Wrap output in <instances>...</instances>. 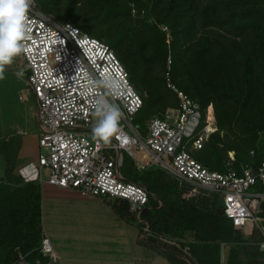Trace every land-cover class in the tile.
Here are the masks:
<instances>
[{"label": "built area", "instance_id": "2783aa9c", "mask_svg": "<svg viewBox=\"0 0 264 264\" xmlns=\"http://www.w3.org/2000/svg\"><path fill=\"white\" fill-rule=\"evenodd\" d=\"M29 18L27 51L17 59L27 73L26 92L36 103L40 152L36 164L27 165L28 172L26 168L19 171L22 180L72 189L81 196L120 200L138 216L148 206L150 194L120 174L119 154H124L141 168L166 173L178 184L183 200H214L215 210L220 207V215L234 230L256 227L262 237L258 248L264 253V144L256 165L248 164L239 171L208 170L194 154L202 150L214 129L203 119L198 104L172 83L169 70L164 75L165 87L175 95L177 104L161 116L148 118L141 130L135 119L143 100L112 49L78 27L54 20L37 3ZM102 81L112 85L115 95H106L109 89ZM88 88L94 92L88 94ZM99 96L117 104L123 113L121 139L113 138L108 146L94 139L91 131L97 120L93 105ZM4 184L8 183L0 174V185ZM142 229L167 245L175 247L180 242ZM39 253L51 264L60 262L44 235ZM18 260L29 264L22 255Z\"/></svg>", "mask_w": 264, "mask_h": 264}, {"label": "trees", "instance_id": "16d2710c", "mask_svg": "<svg viewBox=\"0 0 264 264\" xmlns=\"http://www.w3.org/2000/svg\"><path fill=\"white\" fill-rule=\"evenodd\" d=\"M53 1L54 6L59 5V0ZM77 1H66L69 4V9L67 15L64 14L63 17L60 15L61 21L78 27L88 35V27L83 24L85 21L91 27L94 23H102L100 25L103 28L104 36L99 35L100 39L94 38L104 43L103 39L107 38L114 30L123 32L129 37L132 28L136 29L140 26L139 22L144 24L147 22L144 19V13L133 15L130 7V2L134 3L133 0H127V5L100 0L104 6L97 10L95 7L88 13L84 12L82 18L74 20L69 11ZM36 3L43 13H48L45 10V0H36ZM145 5L146 7L149 5L148 14L151 15H154L158 7L162 5V9H158V15H155V23H157L155 29L157 33L163 35L162 41L165 46H169L175 52L179 51L177 57H171L167 51L165 63L169 57L170 65L173 67L174 64L177 65L182 60L180 59L181 54L183 52L186 54L185 61L191 67L194 77L193 79L189 78V84L183 89L190 95L175 84L173 69H169L168 73L172 83L197 103L202 112L210 103L220 100L222 95L220 91L223 86L228 87L227 92H231V84L236 82L239 77H243L244 82L248 83L247 78H249L251 70L250 56L261 55L264 66V0H145ZM52 10H54L53 7ZM163 23L170 30L168 44L165 33L158 29V26H163ZM122 41L124 42V40ZM122 41H120L121 43L114 41L107 45L129 74L132 85L143 100V107L135 119L136 125L142 130L144 121L147 120L144 119L145 112L148 111L150 117L161 116L167 108L176 106V98L171 92L174 102L168 101L170 95L167 97L162 93L163 87L159 86L160 80H148L149 87L134 80V76L140 69V57H144V53L141 52L142 45L133 47L134 50L131 51L128 49L129 52L123 48ZM245 55L249 56L247 60L244 58ZM139 90L142 94H146L145 98ZM246 91H249V87L246 88ZM152 98L156 99L155 107L161 111L157 115L150 114L152 107L149 102H146V99L151 102ZM242 105L245 103L243 102ZM241 110L239 107L234 111ZM263 116L264 113L259 112L250 118L260 120L258 132L264 139ZM231 119L233 117L226 112L219 123H227ZM212 136L209 137L202 150L194 154L196 160L210 171L225 172L227 169L239 171L241 167L226 168L222 164V157L226 156V151H234L235 147L222 150V153L214 147L213 156L203 154ZM216 139L219 141V138ZM263 144L259 148H255L250 141H247L245 148L240 149L244 153L241 152L242 155L238 160L245 162V166L256 165L261 157ZM251 151L254 152V156L250 155ZM4 156L6 157V153ZM234 161L233 158L232 162ZM120 169L127 181L144 186L150 194L148 206L138 216L129 212L125 202L115 200L113 207L123 219L138 221L140 227H146L154 234L176 239H181L185 232L192 231L197 240L205 243L201 251L203 255L201 264H219V246L216 241L229 240L234 231L228 220L215 213L216 203L214 200L206 198L183 200L178 184L166 173L155 168H141L125 156L120 164ZM3 179L5 180L4 176ZM18 182H20V178L17 179V184ZM40 196V186L37 182H28L19 186L9 183L0 185V264H15L19 255L25 258L29 257V259L39 258L41 262H44L39 253L41 241ZM225 223L227 231L224 229ZM146 240L149 244L163 249L164 251L160 250L161 253L173 262L177 259L174 253H179L190 264H195L192 259L174 246L149 236H146ZM246 256L248 262L245 263L232 255L229 264H264L260 261V259H264V255L257 251L247 253Z\"/></svg>", "mask_w": 264, "mask_h": 264}, {"label": "rangeland", "instance_id": "374dc122", "mask_svg": "<svg viewBox=\"0 0 264 264\" xmlns=\"http://www.w3.org/2000/svg\"><path fill=\"white\" fill-rule=\"evenodd\" d=\"M66 1L67 0H59V5H55V7L53 0H45V10L48 11L46 14H49L54 20L60 22L63 15L66 14L69 9V4H67ZM109 2L121 5L128 4L127 0H109ZM133 2L134 3L130 2L133 15H137V13H144L143 16L147 21L146 24L139 22V24L141 23L140 26L136 29L132 28L129 37L124 35L123 32L114 30L107 37L108 39L104 38L103 40L108 45L112 44L114 41L121 43L120 41L124 40V42L122 41L123 48L126 50L130 49V51L134 50L133 47L142 45L141 52L144 53V57H140V69L134 76V80L141 82L148 87V80H160L159 86L163 87L162 93L167 95V97L170 95L168 101L174 102L171 92L165 88L164 75L169 69H173L175 73V84L187 93L183 88L189 84V78L191 77V79H193L194 76L192 75L193 72L191 67L189 64L187 65L185 61L186 54L183 52L180 56V59L182 60L177 65L174 64L173 67L170 65L169 57H167V61L165 63V54L167 51L171 57H177L179 55V51L175 52L171 50L169 46H165L162 41L163 35L159 34V32L157 33L155 29L157 26V23H155V15H158V9H162V5L158 7L154 15H151L148 14L150 7L149 5L146 7L145 0H133ZM102 6H104V4L100 0H78L75 6L73 5L70 8L69 12L75 20L76 18H82L86 12L88 13L95 7L97 10ZM52 7L54 10H52ZM60 15L62 17H60ZM83 24L85 27H88V33L90 36L96 38H99V35L104 36L103 28L100 25L102 23H94L92 27L88 25L87 21ZM131 25H133L132 22ZM165 25L166 24L163 23V26H158V29L159 31H163L165 33L167 39L166 43L168 44L170 40V30L167 29ZM151 32L153 34H149ZM121 38L123 39L120 40ZM108 40L109 43H107ZM248 57V55H245L244 58L247 60ZM250 57L251 70L249 78H247L248 83L244 82L243 77H239L236 82L231 84V92H227L228 87L223 86L220 91L222 93L220 100L215 103H210L202 112L203 119L214 129V134L208 145H206L203 154L213 156L214 147L219 150L220 153H222V150L229 149V147H235L234 151H226V156L222 157V164L223 166H226V168H240L245 166V162L238 160L242 153H244L240 149L245 148L247 141H250L255 148H259L263 144L264 140L260 132H258L260 120L258 118H254L253 120L250 118L251 116L254 117L259 112L264 113L263 58L259 54ZM22 65L23 62L16 59L11 66L6 68V78L0 81V172L4 175L7 183L13 185H17V178L12 173L11 167L16 152L15 143H17L20 138L16 132L17 130L22 129L29 133L34 127V120L31 116L33 103L27 101V99L24 101L19 100L20 95L25 96L24 91L28 87L26 81L27 73L24 72ZM171 74L173 75V72ZM247 87H249L248 92L246 91ZM139 92L143 98L146 97V94H142L140 90ZM187 94L190 95L189 93ZM246 95L248 96L246 97ZM146 102H149L152 107L150 109L151 115H157L161 112L157 107H155V98H152L151 102L146 99ZM243 102L245 105H242ZM238 106L242 110L235 112L234 110L239 108ZM226 112L228 115H231L233 119L228 120L227 123H219L221 122L222 116L225 115ZM149 117L150 115L148 114V111L145 112L144 119H148ZM252 129H255V131H252ZM5 136H8V139L10 140L9 142L4 140ZM216 138H219V141ZM5 153L6 157L4 156ZM133 153L135 156L140 157V155L135 153V151ZM124 156L127 157L124 154H119L121 162ZM231 157L235 159L234 162H232ZM120 174L122 175L121 169ZM42 179H47L46 171L42 172ZM20 181H22L21 178ZM221 211L222 210L219 207L218 213H221ZM240 234V240L256 241L259 237L257 231H245Z\"/></svg>", "mask_w": 264, "mask_h": 264}, {"label": "crops", "instance_id": "0c3cea01", "mask_svg": "<svg viewBox=\"0 0 264 264\" xmlns=\"http://www.w3.org/2000/svg\"><path fill=\"white\" fill-rule=\"evenodd\" d=\"M24 92L25 96L20 95L19 100L22 97L20 101L27 99L33 103L31 116L34 127L29 133L22 129L16 132L20 138L15 143L16 152L11 170L17 179L21 178L19 174L21 169L29 164H36L40 152L36 103L26 90ZM4 140L10 141L8 136H5ZM28 169L26 168L25 172H28ZM0 174L4 176L1 172ZM24 183L22 180L17 185ZM39 186L41 237L44 235L49 239L53 250L59 256V264H190L179 253H174L177 259L173 262L161 253L163 249L149 244L146 240L147 235L143 227L138 225V221L125 220L115 211L113 207L115 201L81 196L75 190L60 189L46 182L39 183ZM215 213L220 215L217 210ZM224 229L227 231L226 223ZM233 231L229 240L216 241L219 246V264H229L232 255L245 263L248 262L247 253L257 251L264 255L258 248L262 237L256 227L249 225L242 231L234 229ZM245 231H257L258 239L240 240V233ZM179 240L175 247L195 264H201L203 259L201 251L205 243L197 240L192 231L185 232L183 238ZM42 258L44 262L39 258L29 257L25 258V262L51 264L46 257ZM260 261L264 262V259ZM15 264L23 263L18 260Z\"/></svg>", "mask_w": 264, "mask_h": 264}, {"label": "clouds", "instance_id": "9594fccd", "mask_svg": "<svg viewBox=\"0 0 264 264\" xmlns=\"http://www.w3.org/2000/svg\"><path fill=\"white\" fill-rule=\"evenodd\" d=\"M36 0H0V81L6 78V68L26 51V42L31 32L29 13ZM109 91L106 95H115L112 85L101 82ZM88 94L94 88L86 90ZM96 123L92 127V135L104 146L111 144L113 138L121 139L120 122L123 113L117 104L109 102L105 96H99L94 101Z\"/></svg>", "mask_w": 264, "mask_h": 264}]
</instances>
